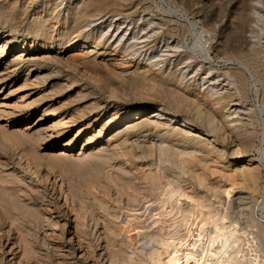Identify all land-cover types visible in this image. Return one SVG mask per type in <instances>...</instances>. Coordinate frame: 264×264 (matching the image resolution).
Returning <instances> with one entry per match:
<instances>
[{
    "label": "bare ground",
    "instance_id": "6f19581e",
    "mask_svg": "<svg viewBox=\"0 0 264 264\" xmlns=\"http://www.w3.org/2000/svg\"><path fill=\"white\" fill-rule=\"evenodd\" d=\"M122 1L127 2L128 0H121V2L119 1L116 5L122 6ZM146 1H149V4L153 6L156 5L163 12V17L157 25L159 30L167 31V29H169L170 31L174 30L179 32L182 28L183 33L189 32V29L191 30L192 39L189 42L190 45H188L190 47L185 50V53L190 55L188 57L189 59L200 57L201 61L198 65H200V67H204V65L209 66L210 69L207 71L209 73L208 76H199L200 78L193 80L190 83L191 85H187L184 83L185 78L178 74L180 71L184 72L185 68L182 67L180 70L179 67H177L176 70H168L164 79L154 80L156 83L155 86L157 89L159 88V92L161 93L160 96L163 103L167 105L166 108L158 107L152 112H147L149 108L145 106L138 109H124L125 111L122 112H117L116 108V112L111 114L112 116L110 115L111 117L107 120H100L99 116L91 118L96 112H102L104 109L115 107L113 104L115 101L113 103L111 102L112 100L105 102L100 101L98 103L96 102L95 106L90 108V112L87 116L72 113L70 117L68 116L70 119L67 122L66 120L64 122L62 118L61 122L64 123L61 126L52 122L53 124L50 126L52 130L61 127L59 129H65L63 131L64 133L67 130V123H71L72 126L80 122L83 124L80 130L74 132V137L72 139L62 144V148L58 153H54V155L50 156L53 157V162L68 161V163H71V166L73 165V169H76L74 166L78 165L79 168L89 172V176L84 174L85 177L80 174V176L85 179L87 176L89 177L86 187H84L85 185L83 186V184H85L82 182L83 179L79 181L80 178L78 177V180H76L83 183H79V185L81 184L82 187L86 189L85 192L88 196H92L94 200L99 202L101 210L99 212L96 210L98 212V217L93 216L91 213L92 211L88 212L91 206L88 205L89 207L87 209L86 201L82 197V195H85L87 198L86 194L82 193V195H80L81 191L78 192V188H72V195L78 202L80 209L90 214L91 225L86 226V224H82L81 222H83V220L79 222V218H74L70 222L66 221L61 223L53 210L49 208V205H45V203L41 202H39L40 204H35L36 202L33 203L34 200L32 201V198L31 200H27L20 196L17 190L12 191L15 190L14 188L11 190L12 192H7V190L0 191V203L3 208L1 210L4 211V213L0 212V239H6V245L3 241L0 243V253L5 252L6 255L11 254L12 257L9 260H7L8 257H5L6 255H3L4 260L8 261L9 264H14L16 261L20 264L23 258V254L22 257L18 258V252H15L16 241H13L14 245H11L13 247L6 251V246H8V242L12 240V233L16 228L20 231L19 238L16 236L18 238H16V240L17 242L19 240L21 243L25 244L24 255L25 258L29 257V260L38 259V257L42 256L44 253L42 251L43 247L39 248V250L36 248L40 241L44 247H49L50 245L52 246L50 243L51 240H49L50 237L53 238V236H56L55 238L61 241L60 243H54L59 257L57 264H81L77 263L78 259L85 260L87 264H96V261H100L103 264H118L120 259L123 261L121 264H264V227L260 225L257 227L259 229L251 231L252 233L248 234L251 235V237L247 240V243L244 244V242L240 241L241 239L239 240L240 234L237 232L236 226L235 228L227 226L220 212L222 206H225L227 201L229 202L232 197L236 195L237 189H246L251 193L255 192L260 183V172L264 168L263 152H261L259 160H245L248 153L253 148L254 143L253 134L249 131L250 128H248V124L242 118L245 116L246 111L242 104L248 101L251 92L256 94L259 102L253 106L254 109L250 112H252L253 115H261L264 117V53L260 47H256L252 44V39H250V37L252 38L251 35L257 33L256 30L250 29L251 24L256 18L258 19L261 16L257 13L255 17V14L252 12L253 10L247 7V11L245 13L243 11V24H239L241 27H234L233 24L232 28H230V40L228 37L227 40L222 42L219 39V33L216 29L206 28L204 24L199 22L200 20L202 21L201 17L199 21H191L185 15H181L178 11L179 9H177L178 5H176L178 0ZM104 2H106V0H76L70 2L66 10V16L64 17V25L60 30H56V27L52 26L51 19L57 14L56 11L61 4H56L54 2L44 3L41 8L42 10L36 13L37 16L34 19V27L37 32L36 34L33 32L36 36L35 41H32L33 43L30 44V46L26 44L27 41H24L20 48L21 50L17 52H14V47L19 45L21 41H18L17 36H15L16 34L14 33L15 35H13L10 33L11 35L6 36V34L2 32L3 34H0V86H6L12 78V74L22 65H29L30 71L26 76L25 85L28 84L27 79L33 67L35 65L37 66V63L45 61V63L57 62L66 65L67 52L72 48L78 49H76V53L70 55V58L83 55L84 57L81 58L85 59L83 63L87 61L99 64L103 67H107L108 62L124 64L131 58H129L131 53L129 54L128 51L123 48H119L120 50H118L119 46L116 45V47H114V44L117 43L121 45L124 38H127L126 34L128 32L132 36V39H137L138 33L130 32L131 29L128 27L118 26L112 28L110 26L111 33L106 39L109 41L110 38L114 37L115 40L110 46H104L105 42L103 39L106 33L100 30L98 23L88 25L91 19H94L100 14L98 12H101L102 7L99 8V6L100 4L103 6ZM179 3L181 2L179 1ZM138 5L139 4H137V7ZM249 6L251 5L249 4ZM106 7H104V9ZM134 8H136V6H134ZM98 20L96 18L95 22H98ZM248 33L251 35H248ZM159 36L160 32L153 30L152 35L146 36L147 39L143 41L148 42L149 38H153L154 40L152 39L151 43L155 46L161 42L159 41ZM163 46L167 48L164 50L165 55L162 56L171 57L172 53L174 54L181 51L179 49L182 45L177 38L175 42H167ZM41 49L45 50L44 56L35 53L36 50L39 52ZM54 49L57 50L55 51V55L51 54ZM11 53H15V55ZM213 53L218 57H223L225 62V73L220 75L222 77L226 76V78L220 79L219 75H210L213 70ZM181 55L182 54L178 53V55L174 56L176 62L184 59L183 55ZM10 56H14V58L9 60ZM178 58H180V60ZM147 60L149 61L150 59ZM32 62L34 66L31 64ZM39 66L36 68V74L38 75L37 83L47 80V78L41 77L46 64L43 67ZM177 66H179L178 63ZM1 68H4V70H1ZM183 72L182 74L184 75ZM62 77L60 76L59 78ZM60 81L49 86L48 92L51 93L52 97H57L63 86L67 87V81ZM259 85L261 86L260 88ZM182 86L186 88V90H183L181 88ZM5 94L6 96H4L1 99L2 102H0L1 108L3 106L9 107V100L15 96L11 91ZM47 98L50 97L48 96ZM13 105L12 107H14ZM64 107L66 108L67 105H64ZM224 109H230V111L233 109V112L231 111L229 115L233 113L237 114V118L229 120L228 113L225 115L223 112ZM3 111L1 112L3 113ZM7 114L8 113H6V115ZM56 114L57 111L53 110L51 107L43 108L42 116L46 118ZM39 119L42 120V118ZM81 119L83 120L81 121ZM238 122L240 123L239 126ZM232 123H235V125L232 126ZM37 124H40V121ZM37 124L33 127H24L25 129L19 134L24 140L31 139L34 141L32 143L33 146L31 145L33 150L29 152L36 158L43 153L39 154L40 152L38 153L37 149L41 148L44 144L48 145L50 140H54L55 134L53 133L54 131L51 134H47L41 129L35 130ZM90 127H92V131L81 140L82 132L88 130ZM96 127H98V129H96ZM115 128H123L118 134L120 138L123 137V139L121 141H116L117 143L113 146L111 141H106L105 143L104 140H102L101 143L100 140L103 139L111 129L116 130ZM203 128L209 130L207 131ZM134 133H136L135 136L138 137L136 140H132V137L135 136H131V134ZM149 136H156L157 139H153L152 142H147ZM140 138L144 140L139 141ZM79 141L81 142V149L75 153L73 148L77 146ZM134 145L138 149L149 153L150 156H155V153H157L159 161L157 162L159 163L158 166H154V163H148L150 159L137 157L136 153H134ZM229 149L232 151L231 155H229ZM41 156L39 157L42 158ZM46 156H48V154ZM132 156L136 157L138 160H142L140 161L142 162V164H140L141 166L133 168L134 171H132V166L129 167V165L122 160L123 158L128 159V157ZM35 157L31 159L34 161V159H36ZM143 162L146 163L144 164ZM167 163L172 165V167H168ZM209 164L220 167V169H218L219 172H217L220 174L219 180L216 182L209 180L205 173L201 174L198 172L200 168L204 170L208 169L207 166ZM2 173L3 172H0V174ZM77 176L78 175H76V177ZM12 178V181H22L17 174ZM4 180L0 175V183L6 182ZM119 180H121L123 184L131 185V187L133 186V191L129 190L131 193L127 194L126 204L129 207L126 212L124 210L127 206L125 205V207L123 203L120 202L122 197L121 199L116 196L113 197L114 201L115 198L120 199L118 200L120 204H115L121 207L122 203V206L125 208L121 209H118L119 206L111 207L108 205V201L112 196H109L110 199L107 196L105 197V194L108 193V186H106V184L118 185ZM223 182H225V184H223ZM139 183H147V186L143 188L138 187L137 184L140 185ZM62 186L59 187L62 188ZM75 186L76 185H74V187ZM95 187L103 188L101 190L104 191L101 193L104 195V198H102L103 195L101 196L99 193L100 191L96 194H99L101 198L100 196L99 198L97 197L93 192ZM196 187L202 190V192H198ZM30 188V191L34 192L35 189L32 186ZM125 189L127 188L119 190L122 195H126L124 194ZM60 190L63 191V189ZM117 190L116 193L119 192ZM205 190L208 193H204ZM259 191L260 190H258V192ZM126 192H128V190ZM261 197H263V200L257 203V205L259 204L257 211H261L262 218H264V192ZM243 198L244 197L240 196L238 200H242ZM41 201L43 202V200ZM158 207H162V210H157ZM91 209L93 210V207H91ZM93 212L95 213V211ZM123 216L127 223L124 222ZM143 216L145 219L147 218V220L153 218V222L154 218L157 217V220L159 219L162 221V218L159 217H163L164 220L162 223L166 224V231L162 228V232L159 231V233H156L159 229L154 231L155 229H150V227L152 226L155 228L154 225L157 221L153 225L150 223V220L149 226V224L146 223L147 220L146 222H144V219L142 220ZM86 218L88 219V217ZM83 219H85V216ZM123 223H126V225ZM58 230H62L61 233H59ZM153 231L160 235H157V237L151 235ZM22 232H25V235L22 234ZM154 232L152 234H154ZM96 235H98L97 238ZM148 235L151 237H148ZM67 238H69L68 242L71 244L69 249H67ZM95 238L97 242L95 245H98L97 248H100L97 250L98 252L92 248H96L92 246V241ZM247 250H250L251 254L253 252V259L247 256L248 253V255H250L249 251L246 252ZM67 258H71L72 260L67 262ZM42 259L45 258L43 257Z\"/></svg>",
    "mask_w": 264,
    "mask_h": 264
},
{
    "label": "rangeland",
    "instance_id": "374dc122",
    "mask_svg": "<svg viewBox=\"0 0 264 264\" xmlns=\"http://www.w3.org/2000/svg\"><path fill=\"white\" fill-rule=\"evenodd\" d=\"M74 1H76V0H65V1L64 0H0V32H1L0 34L4 33V34H6V36L11 35V34H13V35L16 34L15 36H17L18 41L20 40L21 42L19 41L20 46L17 45L14 47V52L20 51L21 50L20 48L22 47L24 41L25 42L27 41L26 44L28 46H30V44H32L35 41L36 36L34 34H36L37 32H36L35 27H34V19L37 16L36 13L39 10L40 11L42 10L41 8L43 7L44 3H48V2L53 3L54 2L56 4H61V6L58 7V9L56 11L57 14L51 19L52 26H55L56 30H60L64 25L63 22L65 21L64 17L66 16V10L69 7L70 2H74ZM119 1L121 2V0H116V1L106 0V2H104L103 6L100 4L99 8L102 7L101 8L102 13L99 11L98 13H100V14L97 17H95L94 19H91L90 22L88 23V25H90L92 23L93 24L98 23L100 30L103 31L104 33H106V35L103 39V41L105 42L104 46H106V45L110 46L113 43V41L115 40L114 37L110 38L109 41H107V39H106L109 37V34L111 33V31H110L111 27L112 28H115L118 26L128 27L131 29L130 32H133L136 34L138 33L137 35H138L139 39L138 38L132 39V36L128 32L126 34L127 38H124L123 43L121 45H119L117 43L114 44V47H116V45L119 46L118 50L123 48V49L127 50L129 54L130 53L132 55L134 54L133 56L130 54L129 58L130 57L131 58L128 59L124 64L123 63L122 64H115V63L108 62L107 67H103L99 64L90 63L87 61L83 63V61H85L84 58L81 59L82 57H84L83 55H77L75 58H70V55L73 53H76L77 52L76 49H78V48H72V49H70L69 52H67V55H66L67 64L66 65L63 63L61 64V63H57V62L45 63V61H42L40 63H37V66L36 65L34 66V63L32 62L31 64L34 67L31 71V74L29 75V78L27 79L28 84H26V85L24 83H25V79H26L27 74L30 72L29 71V65L28 66L22 65L17 69V71L14 72V74H12V78L10 79L9 83L6 86H4V87L0 86V102H2L1 99L4 96H6V94H5L6 92L9 93L11 91V93L13 92L15 95L14 97H12V99L9 100V102H10L9 107L3 106L1 108V106H0V116H1L0 117V172H3L6 174V176L3 173L0 174L3 177V180L5 179L4 181H6V182L0 183L1 184L0 185V191L7 190V192H12V191L17 190L18 194L20 193L19 194L20 196H22L23 198H26L27 200L28 199L31 200V198H32V201L34 200L33 203L36 202L35 204H40L39 202H41V203H45V205H49V208H51L53 210V212L59 218V221L61 223L66 222V221L70 222L74 218H77V219L79 218L78 219L79 222H81V220H83V222H81L82 224H86V226L91 225L90 214H88V213H86V211H82L80 209L78 202L74 199V197L72 195V188L73 189L78 188L77 189L78 192L81 191L80 195H82V193L86 194V192H85L86 189L84 187H86V183L89 180V177H88L89 172L85 171L82 168H79L78 165L74 166V167H76V169L74 168L75 169L74 170L72 168L73 165L71 166V163L70 162L68 163V161H61V162H55L54 161L53 162V157L50 156V155H54V153H58V151H60V149L62 148V144L64 142H67L70 139H72L74 137V132L80 130L83 127V124L80 122V123H77L75 126H72L71 123H67V130L65 131V133L63 132L65 129H63V128L59 129L61 127H58L57 129L52 130V127H50V126H52L53 123L59 124L61 126L65 122V120L67 122L70 119V118H68V116L70 117V114H72V113L73 114L77 113V114L87 116L88 113L90 112V108L95 106L96 102L98 103L100 101L105 102V101H111L112 100L111 101L112 103L115 101L113 103L115 105V107L109 108L110 110L104 109L102 112H96V114L95 115L93 114L94 116L92 115L93 117H91V118L99 116L100 120H102V119L107 120L112 116L111 114L116 112V108H117V112H122V111H125L126 109H131V108L138 109V108L144 107V106L149 108V110L147 112H152L153 110H155L158 107L166 108L167 105L163 103L161 96H160L161 93L159 92V88L157 89V87L155 86L156 83L154 82V80L164 79L166 77V73L168 72V70L172 69L171 71H173V70H176L177 67H179L180 70L182 67L185 68L184 72L180 71V72H178V74H180V76H183L185 78L184 83L187 85L190 84L193 80H195V79L197 80L198 78H200L199 76H201V77L202 76H208V74H209L207 72L210 69L209 66L204 65V67H200V65H198V63L201 61L200 57H198L199 59L198 58L189 59L188 57L190 55L188 53H185L186 52L185 50L188 47H190L188 45H190L189 42L192 39V32L190 29H189V32L187 31L186 33H183L182 28L180 29L179 32H176L174 30L170 31L169 29H167V31L159 30L157 28V25L163 17V12L156 5L153 6V5L149 4V1H146V0H132V1L128 0L129 2L128 1L127 2L122 1L124 4V7H123V4H122V6L116 5ZM179 1L181 3H179ZM137 4H139L138 7H137ZM249 4L251 6H249ZM28 5L30 8L28 7ZM176 5H178L177 9H179L178 11L181 13V15H185L191 21H199L200 20L199 18L201 17L202 21L200 20L199 22L204 24L206 28L216 29L217 32L219 33L218 34L219 39L222 42L227 40L228 37L230 40V37H231V35H230L231 29L230 28H232L233 24H234V27H238V28L240 25L243 24V14L247 11L246 8L249 7L250 9L253 10L252 12H253V14H255V17L257 16V13H259V15L261 17H259L258 19L256 18L253 21V23L251 24L250 29L256 30V32H257L254 34L255 36L251 35L250 33H248V35L252 36V38L250 37V39H252L251 40L252 44H254L256 47H260V49L264 53V49H263L264 48V18H263L264 17V0H183V1L178 0ZM106 6H108V7H106ZM134 6H136V8H134ZM104 7H106V8L104 9ZM124 9L128 12H126ZM127 9H129V10H127ZM132 9H134V10H132ZM243 11H244V13H243ZM5 15H6V17H5ZM7 15H8V17H7ZM57 18H59V19H57ZM96 18H97V20L99 19L98 22H95ZM18 21H19V23H18ZM55 23H56V25H55ZM121 23H123V24H121ZM57 28H59V29H57ZM149 28H151L152 30ZM11 30H16V31H11ZM153 30L160 32V36L158 38H159V41H161V42H159L155 46L151 43L153 38L148 39L150 42L149 41L148 42L143 41L144 39H147L146 36L148 37V36L152 35ZM33 32H34V34H33ZM142 34H144L146 36H144ZM172 37H174V38H172ZM177 38L179 39L180 44L182 45L181 48L179 49L181 51L176 52L174 54L172 53L173 56L171 55V57L162 56V55H165L164 50L167 48L163 45H165V43H167V42H170V43L175 42V39H177ZM129 42H130V44H129ZM136 43H137V45H136ZM101 47H103V46H101ZM55 49H57V48H55ZM55 49L51 54L55 55V51H57ZM37 50L35 51V53H37V54L39 53L40 56L45 55L44 54L45 50L41 49L39 52H37ZM178 53L182 54L185 60L183 59L181 61L180 58H178L180 61L176 62L175 61L176 58L174 56L178 55ZM11 54L15 55V53H11ZM9 58H10L9 60H11V58H14V56L13 57L10 56ZM213 58H214L213 62H212V66H213L212 69L213 70L210 73V75H212V74L214 76L219 75L220 79L226 78V76H224V77L221 76L225 73V62L223 60V57H218V56H216L215 53H213ZM147 59H150V60L148 61ZM73 61H74V63H73ZM177 63L179 64V66H177ZM45 64H46V66H44ZM56 64H57V66H56ZM38 66L39 67L44 66L45 68L47 67L46 69L45 68L43 69L44 71H43V74L41 75V77H43V78L45 77V78H47V80L44 82H40V83H37V79H38L37 76L38 75L36 74V72H37L36 68H38ZM196 67H197V69H196ZM58 68L61 70V73H60V70ZM117 68H119V69H117ZM54 69H57V70H54ZM1 70H4V68H1ZM51 71H53V72H51ZM182 72L184 73V75L182 74ZM49 73H50V75H49ZM62 75H63V77H62ZM60 76L62 78H59ZM263 78H264V75H263ZM60 80H65V81H60ZM58 81H60V82H66L67 81V87L63 86L61 91H60V94H58L57 97H52L51 93L48 92L49 86L55 82L57 83ZM187 81H189V82H187ZM260 87L261 86L259 85V88ZM181 88L183 90H186V88H184L183 86ZM112 92H113V94H112ZM48 96L50 98H47ZM80 96H82V97H80ZM109 96H110V98H109ZM257 98L258 97L256 96V94L251 92L249 99H248L249 102L247 101L246 103L242 104V106L245 107V109H246L245 116H243L242 118L248 124V128H250L249 131L253 134V143H254L253 148L248 153V156L245 158V160L246 159H257V160H259L261 152L264 153V117L261 115H255V114L253 115L252 112H250L252 109H254L253 106L258 104L259 100ZM102 100H104V101H102ZM12 105L14 107H12ZM64 105H67V107L65 108ZM119 105H120V107H119ZM44 107H51L53 110L57 111V114L56 115H50L47 118L42 116ZM3 110L5 111V113ZM72 110H74V111H72ZM1 111H3V113ZM231 111L233 112V109H231ZM231 111H230V109H224L223 110L225 115L227 113H228L227 115H229L231 113ZM6 113H8V114L6 115ZM39 118H42V120H40ZM62 118L64 119L63 123L61 122ZM91 118H89V119H91ZM236 118H237V114H234V113L232 115L228 116L229 120L236 119ZM82 120L83 119H81V121ZM39 121H40V124H37ZM86 123H87V121H86ZM35 124H37L35 130L41 129L43 132H45L47 134H51L53 131H54L53 133H55L54 134V140H50L48 142V145L47 144L42 145V147L39 148L40 150L37 149L38 153L40 152L39 154H41L43 152L41 154L42 156L39 155L42 158H40L39 156L36 158L35 156L31 155L32 153H30L31 150H33L32 143L34 141H32L31 139L30 140H24L19 135L21 133V131H23L27 126L33 127ZM38 125H39V127H38ZM231 125L234 126L235 123H232ZM239 125H240V123L238 122V126ZM229 127H231V126H229ZM49 128H51V129H49ZM96 129H98V127H96ZM122 129L123 128L116 129V130L111 129L109 131V133L106 134V136L100 140V142L102 143V140H104L105 143H106V141L107 142L111 141L112 146L115 145V143H117L116 141H121L123 139V137L120 138V135H118L119 131H121ZM203 129L207 130V131L209 130L207 128H203ZM84 131L82 132L81 140H83L87 135H89V133L92 131V127L88 128V130H84ZM132 135L135 136L136 133L131 134V136ZM137 138L138 137H136V136L132 137V140H136ZM153 139L156 140L157 137L156 136H149L147 138V142H152ZM132 140H131V142H132ZM143 140L144 139L140 138L139 141H143ZM100 142H98V143H100ZM80 144H81V142L79 141L77 146L73 148L75 153H77L78 150L81 149ZM228 152H229V155H231L232 151L230 149ZM134 153H136L137 157H145L146 159H150L148 163H150V164L154 163L155 164L154 166H156V165L158 166V164H159V163H157V162H159L157 153H155V156H150L149 153L144 152V150L138 149L136 146L134 147ZM47 154H48V156H46ZM32 157L33 158L35 157L37 160L34 159V161H35L34 162L33 159H31ZM38 158H40V159H38ZM145 158H142V159H145ZM139 159H141V158H139ZM40 160H42V161H40ZM122 160H123V162L127 163L129 165V167L132 166V171H134L133 168L140 167L141 166L140 164H142V162H140L142 160H138L134 156L128 157V159L123 158ZM77 167H78V169H77ZM168 167H172V165L168 164ZM207 168L208 169H205V170L203 168H200V169H198V172L201 174L205 173L209 180H212L215 182L217 180H219L220 174H218L217 172H219L218 169H220V167H216V166H213L212 164H209L207 166ZM1 170H3V171H1ZM82 171H83V173H82ZM14 173L17 174L19 176V178H21L22 181H12L13 180L12 177L15 175ZM75 174L78 176L76 177ZM80 174H81V176L83 175L84 177H85L84 174H87L88 176L85 179L84 177H81ZM5 177H7V178H5ZM78 177L80 178L79 181H81L82 179L83 180L85 179L84 181L82 180V182L85 184L77 181ZM15 182H16V184H15ZM17 182H19L20 184ZM9 183H11V184H9ZM60 183H62V184H60ZM79 183H81V184H83V186L84 185L85 186L82 187V185L80 184L81 185V187H80ZM139 184L140 185L137 184L138 187L143 188V187L147 186V183L146 184L145 183H142V184L139 183ZM223 184H225V182H223ZM74 185H76V186L74 187ZM104 185H105V183H104ZM125 185L126 184H123L121 180H119L118 185L117 184H114V185L106 184V186H108L109 188L107 187V190H108L107 194L108 195L105 194V197L107 196L110 199V197L112 196L111 199L113 201L111 199L109 200L107 198L109 200L108 205L111 207H118L119 205H117V204H120V202H122L124 206L125 205L127 206V208H125L126 206L125 207L122 206V203H121V207L119 206L120 208L118 207V209L125 208L124 211L126 212V210L129 207L126 204L127 203V194L131 193L129 190L133 191V186L131 187V185H126V186ZM31 186L35 189L34 192L30 191ZM59 186H62V188H60ZM259 186H258L257 190L255 192H252V193L246 189H237L236 195L234 197H232V199L229 202L227 201L225 206L223 205L222 209H220V212L222 214L221 217H224V222L226 223V225L230 226V228H235V226H236V230L240 234L239 240L241 239L240 241L244 242V244H246L247 240L251 237V235H248V234L252 233L251 231H255V230L259 229L257 227L260 225L264 227V218H262L263 216L261 215V211H257L258 207H259V204L257 205V203H260L261 200H263V197H261V196H263V192H264V168L260 172ZM9 187H11V188H9ZM27 187H29V188H27ZM70 187H71V189H70ZM110 187H112V188H110ZM114 187H115V189H114ZM13 188L15 190H12ZM20 188H22V189H20ZM122 188L123 189L127 188L124 191L125 193L123 192L126 195H122V193H120L119 190ZM60 189H63V191ZM101 189H103V188L95 187L94 190L96 192L94 190H93V192L96 194L100 191L99 193L102 196L103 195L102 191H104V190H101ZM196 189L198 190V192H202V190H199L197 187H196ZM22 190H26V191H22ZM116 190L119 192L116 193ZM127 190H128V192H126ZM258 190H260V191L258 192ZM110 192H112V193H110ZM24 193H25V195H24ZM204 193H208V192L205 190ZM33 194H34V196H33ZM42 194L44 195V197ZM114 194H117V195H114ZM70 195L72 196V199H71ZM96 195L99 198L100 195L99 194H96ZM30 196H32V197H30ZM86 196H87V198L85 197V195H82V197L86 201L87 209L89 207L88 205L93 207V210L90 207L88 209V212L92 211L91 212L92 215L95 217H98L97 213L101 210L99 202L97 200H94L92 196H88L87 194H86ZM101 196H100V198H101ZM115 196L120 198V199L122 197V200L115 198V201H116V199H117V201L120 200V202L119 201L115 202L114 198H113ZM124 196H125V198H124ZM240 196L244 197V198L242 200H238V198ZM41 198H45V199H41ZM102 198H104V195ZM38 199H39V201H38ZM73 199L75 200V202ZM88 199H89V201H88ZM41 200H43V202ZM123 201L125 202V204ZM95 202L97 203V205ZM113 203H114V205H113ZM115 203H117V204H115ZM0 205H1V203H0ZM1 209H3L2 205L0 206V212L4 213V211ZM77 209H79V210H77ZM160 209L162 210V207H158L157 210L160 211ZM93 211H95V213ZM156 211H154V212H156ZM252 212H254V213H252ZM84 216H85V219H83ZM86 217H88V219ZM159 218H162V221L164 220L163 217H159ZM143 219H144V222H146L147 218L145 219V217L143 216L142 220ZM123 220H124V222L127 223L124 216H123ZM150 220H151V222H150ZM156 221H157V223L154 225V223ZM162 221L159 219L157 220V217H156V218H154V222H153V218H152V219L147 220L146 223L149 224V226H150V223H152L155 228H153L151 226L152 228L150 227V229H153V230L155 229L154 231L159 229L158 232L156 231V233H159V231L162 232V228L164 230L166 229V227H165L166 224H163ZM160 222H161V224H160ZM126 223H123V224L126 225ZM160 225L161 226L163 225V226L161 227ZM61 231L62 230H58L59 233H61ZM13 233H12V240L9 241L7 244L8 246H6V248H7L6 251H8L10 248H12L13 246H11V245H14L13 241H16L15 242L16 247L15 246L14 247L16 249L15 252L16 253L18 252V254H17L18 258L22 257V254H23V258H22L20 264H42V263L43 264H45V263L46 264H57L58 263V260H59V257L57 254L58 251L55 249L54 243L55 242L60 243L61 241L58 238H55L56 236H53V238L50 237L49 240H51L50 243L52 244V246L50 245L49 247H44L42 245V242L40 241L38 247H36V248H37V250H39V248L43 247L42 251L44 253L42 252L43 253L42 256L38 257V259L36 258V259L29 260L30 258L29 257L25 258V255H24L25 244L21 243L19 240L17 242V240H16V238L20 234L19 229L16 228ZM16 233H17V235H16ZM152 233H151V235H154L155 237H157V235L158 236L160 235V234H156L155 232H154V234H152ZM22 234L25 235V232H22ZM97 236L98 235H96V238H97ZM148 237H151V236L148 235ZM14 238H15V240H14ZM96 238L92 241V246H95L97 248L98 245L97 246L95 245V244H97ZM68 239L69 238H67V247H68L67 249H69L71 247V244H70V242H68ZM89 239H90V237H89ZM5 240L6 239H0V243L3 241L4 244L6 245ZM65 242H66V240H65ZM19 243H20V246H19ZM73 243H74V241H73ZM75 243H76V241H75ZM263 245H264V241H263ZM247 247H245V248H247ZM92 248L95 249L96 252H98L97 250L100 249L99 247L97 249L94 247H92ZM248 251L250 252V250H247L246 252H248ZM248 254H247V256L249 258L250 257H251V259L254 258L253 252H252V254L250 252V255H248ZM0 255H1L0 256V261H1L0 264H4V263L9 264L8 261L4 260V256L6 255V253L5 252L0 253ZM5 257H8L7 260H9V259H11L12 256H11V254L10 255L7 254ZM41 257L42 258L44 257L46 260L42 259ZM71 260H72L71 258L70 259L67 258V262L68 261L70 262ZM99 262L100 261H96V264H103L102 262H100V263ZM77 263L87 264V262L83 259H78ZM121 263H123V261L120 259V261H118V264H121ZM14 264H18V262L16 261V263H14Z\"/></svg>",
    "mask_w": 264,
    "mask_h": 264
}]
</instances>
